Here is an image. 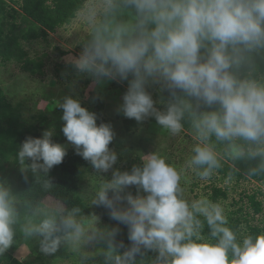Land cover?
Returning <instances> with one entry per match:
<instances>
[{
	"label": "clouds",
	"instance_id": "1",
	"mask_svg": "<svg viewBox=\"0 0 264 264\" xmlns=\"http://www.w3.org/2000/svg\"><path fill=\"white\" fill-rule=\"evenodd\" d=\"M135 9L137 23L102 27L74 61L79 73L91 76L100 85L109 81L127 82L121 111L127 118L143 121L149 116L177 132L183 109L171 104L166 111L154 106L147 90L159 84L173 96L176 90L218 105L194 121L201 140L243 138L261 147L250 154L264 156V82L241 78L239 69L251 56L264 50V0H126ZM62 132L76 153L97 170L107 172L117 160L109 148L114 132L108 123L97 124V115L78 99L65 97ZM46 130L40 137L25 139L18 156L21 164L31 160V169L48 171L60 164L66 147ZM192 163L216 165L206 144L194 149ZM243 153L238 152L237 155ZM177 172L156 155L142 168L114 171L102 184L95 203L109 210L110 217L128 227L131 247L116 264H129L141 247L157 249L166 264H264V235L236 242L233 231L218 205L201 202L192 208L205 216L215 244L192 239L193 212L177 197ZM136 186L147 195H133L125 189ZM14 208L9 191L0 186V252L13 239ZM79 238L80 227L71 218L63 221ZM43 235V250L55 251L54 222L45 220L34 229ZM114 230L112 235L116 234ZM231 250L233 258L229 260Z\"/></svg>",
	"mask_w": 264,
	"mask_h": 264
},
{
	"label": "rangeland",
	"instance_id": "2",
	"mask_svg": "<svg viewBox=\"0 0 264 264\" xmlns=\"http://www.w3.org/2000/svg\"><path fill=\"white\" fill-rule=\"evenodd\" d=\"M110 1L86 0L70 24L50 33L45 41H31L24 45L30 57L43 62L42 73L39 75H29L15 65H0V87L4 90L7 101L12 106H20L21 117L26 125L34 124L41 127L38 131L39 137L46 130L51 131L53 135L57 131H62L63 112L62 108H58L67 96L78 99L81 105L90 112L95 109L97 102H101L103 104L101 116L106 123L111 125L114 132L109 148L116 153L117 160L112 168L103 172L91 165L82 170L78 193L89 203L91 211L88 215L74 220L80 227L81 234L79 238H72L71 234L69 244V250L72 252L71 257L49 261L46 264H111L101 254V240L114 230L128 233V227L113 220L108 211L98 209L97 203H95L97 193L103 183L111 180L114 171H119L120 168L130 165L142 168L146 159L152 155L163 159L177 172L176 194L179 199L189 205L193 212V229L199 224L195 216L205 217L192 208L194 204L201 202L220 206L225 218L231 215V212L241 208L242 214L248 216L249 224L264 226V184L247 178L237 180L234 177H223L217 172L201 173L195 170V164L192 163L194 149L200 144H207L208 139L201 140L194 125L190 129L181 127L179 131L172 132L160 125L155 117L151 120L149 116L139 129L125 132L122 129L124 114L118 111L125 93L119 87L122 82L109 81L98 85L91 76L78 71L73 74L70 80L61 77L60 73H55L58 65L74 64L75 59L83 52L82 40L90 33L92 25L98 21L100 13L107 8ZM12 6L17 8L16 4ZM16 17V21L19 22L20 14ZM6 20L7 22L12 21L9 16ZM165 89L159 84H150L147 88L152 95L154 106L159 111H166L169 107L168 104L160 102L156 97L157 93ZM199 102L194 97H190L186 101L189 104L188 107L190 104L194 106L193 110L196 109ZM41 115L45 117V120L39 119ZM237 138L230 141L229 147L232 152L240 150L239 145L234 141ZM53 141L64 145L66 151L72 147L67 139H53ZM23 172L21 167L3 164L0 168V186L7 190L11 189L19 182ZM213 187L226 190L227 198H219V201L212 202L209 196ZM125 191L131 192L133 195H147L134 185ZM249 195H254L256 200L261 203L262 211L260 213L253 212L247 197ZM61 208L62 205L54 198L44 199L42 207L26 226V234L19 248L12 251V255L16 259L27 264L38 263L36 260L37 244L44 237L34 229L38 228L45 220L51 221L54 212ZM148 249L150 251L147 255L148 264H166L171 259L160 256L162 259L158 261L155 255L159 251ZM141 255L142 253L139 251L133 258L136 262H129V264H143ZM229 260L231 259L229 258Z\"/></svg>",
	"mask_w": 264,
	"mask_h": 264
},
{
	"label": "trees",
	"instance_id": "3",
	"mask_svg": "<svg viewBox=\"0 0 264 264\" xmlns=\"http://www.w3.org/2000/svg\"><path fill=\"white\" fill-rule=\"evenodd\" d=\"M86 0H0V65H15L21 71L29 75H39L43 67V62L28 55L24 45L31 41H45L48 35L55 32L58 28L71 23L77 12L83 7ZM17 8H14V5ZM11 5V6H9ZM20 14V21L17 22L16 15ZM10 17L11 22L6 18ZM137 23V14L126 0H111L107 8L100 13L90 33L82 40V48L90 44L94 39L97 30L102 27L115 28L117 25H128L130 28ZM68 71V73H66ZM74 64L58 65L55 73H60L61 77L70 80L76 72ZM241 78H252L264 81V50H260L251 56L249 63L242 65L239 69ZM123 84V85H122ZM119 86L123 92L127 90V82H122ZM160 102L168 105L176 104L183 109V116L180 121L181 127L190 129L194 121L203 112L218 110V105L208 106L202 101L194 106L188 107V96L180 90H176L173 96L167 89L156 94ZM58 109H61L59 107ZM103 104L97 102L92 111L97 115V124L106 123L101 113ZM63 112V111H62ZM39 119L45 120L43 115ZM149 119H154L150 116ZM136 121L124 115L122 129L125 132H132L142 126L144 121ZM41 127L34 124L26 125L22 120L20 106H12L6 99L4 90L0 87V168L3 164H11L21 167L24 172L20 176L19 182L9 189L12 206L14 208V223L12 225L13 239L10 246L0 252V264H27L16 259L12 251L19 248L26 231L25 228L34 219L36 212L42 207L43 201L47 197L54 198L62 205L59 211L54 212L52 222L56 225L54 237L60 238V243L55 251H44L43 240L37 244L38 253L37 264H46L49 261L64 260L71 257L69 250L71 240V229H65L63 221L71 217L73 220L86 216L90 213L89 203L79 195L78 184L82 170L92 164L78 155L72 146L66 151L63 161L53 166L48 171L38 169L33 171L30 167L31 160L26 159L23 164L19 160V150L22 143L29 136L39 137L38 131ZM53 139L64 140L66 137L63 132L57 131ZM232 139L218 140L212 135L207 140V146L211 148L216 158V165L209 168L208 165H195L197 172H217L223 177H234L239 179H251L264 184V156L251 155L261 145L247 141L243 138L234 140L239 145L240 150L232 152L229 147ZM243 153L237 155V153ZM195 155V152H194ZM134 166L120 168L119 171H131ZM140 167V166H136ZM248 201L254 213L262 211L261 203L256 200L254 195H249ZM219 198H227V191L218 187L212 188L209 199L212 202L219 201ZM100 210H109L97 204ZM195 219L199 222L194 228L192 239L196 242H207L215 244L219 236L212 235V228L208 225L205 217L196 215ZM226 226L235 234L236 242L242 244L243 240L252 237L255 239L259 235H264V226L251 225L248 216L242 214L241 208L231 212L226 217ZM244 225V227H243ZM242 230V231H241ZM113 233V232H112ZM105 236L101 240V254L111 264H116V257H123L124 252L131 247L128 233L116 232L115 235ZM140 252L143 264H148V248L141 247ZM228 257L233 258L231 250ZM156 260H161L159 253L155 255ZM40 262V263H39ZM131 262H136L132 259Z\"/></svg>",
	"mask_w": 264,
	"mask_h": 264
}]
</instances>
